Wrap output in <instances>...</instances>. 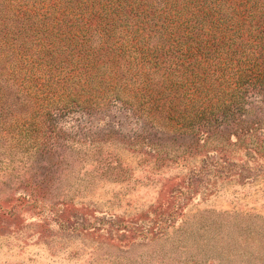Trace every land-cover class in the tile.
<instances>
[{
	"label": "trees",
	"instance_id": "1",
	"mask_svg": "<svg viewBox=\"0 0 264 264\" xmlns=\"http://www.w3.org/2000/svg\"><path fill=\"white\" fill-rule=\"evenodd\" d=\"M85 117L106 126L85 127L89 147L118 145L128 120L125 150L172 135L264 158V0H0V175L45 161ZM31 185L2 217L43 204Z\"/></svg>",
	"mask_w": 264,
	"mask_h": 264
},
{
	"label": "rangeland",
	"instance_id": "2",
	"mask_svg": "<svg viewBox=\"0 0 264 264\" xmlns=\"http://www.w3.org/2000/svg\"><path fill=\"white\" fill-rule=\"evenodd\" d=\"M88 119L45 161L0 175V201L24 181L44 200L0 215V264H264V158L172 135L125 150L128 120L111 126L118 145L89 147L86 128L106 126Z\"/></svg>",
	"mask_w": 264,
	"mask_h": 264
}]
</instances>
